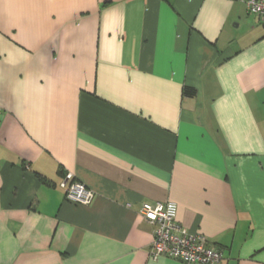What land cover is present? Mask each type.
<instances>
[{"label": "crops", "instance_id": "0c3cea01", "mask_svg": "<svg viewBox=\"0 0 264 264\" xmlns=\"http://www.w3.org/2000/svg\"><path fill=\"white\" fill-rule=\"evenodd\" d=\"M154 201L217 264H264V19L245 0H0V264H187L151 255Z\"/></svg>", "mask_w": 264, "mask_h": 264}, {"label": "built area", "instance_id": "2783aa9c", "mask_svg": "<svg viewBox=\"0 0 264 264\" xmlns=\"http://www.w3.org/2000/svg\"><path fill=\"white\" fill-rule=\"evenodd\" d=\"M248 10L264 19V0H245ZM65 197L68 201L89 205L95 193L72 173L63 182ZM141 215L157 225L151 247L153 258L170 257L187 264H217L224 259L221 248L209 244L208 238L201 233L187 231L176 221L177 204L173 201L144 202Z\"/></svg>", "mask_w": 264, "mask_h": 264}, {"label": "trees", "instance_id": "16d2710c", "mask_svg": "<svg viewBox=\"0 0 264 264\" xmlns=\"http://www.w3.org/2000/svg\"><path fill=\"white\" fill-rule=\"evenodd\" d=\"M184 92L186 95H190V96L196 95V90L194 88H191V87H185Z\"/></svg>", "mask_w": 264, "mask_h": 264}]
</instances>
